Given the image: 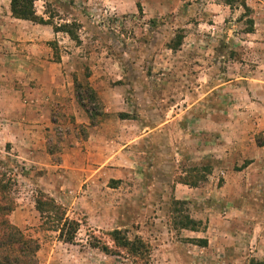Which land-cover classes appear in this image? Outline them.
<instances>
[{"label": "rangeland", "instance_id": "rangeland-1", "mask_svg": "<svg viewBox=\"0 0 264 264\" xmlns=\"http://www.w3.org/2000/svg\"><path fill=\"white\" fill-rule=\"evenodd\" d=\"M92 1L99 2L34 4L55 26L75 24L78 43L62 32L34 41L40 24L13 18L7 0L4 18L0 1V24L24 25L25 33L0 32V72L27 81L63 74L80 109L76 116L75 104L69 113L53 106L45 120V162L56 170L13 158L0 130V180L12 178L15 203L9 222L38 241V264H134L104 234L113 230L141 241L138 264H264V0H236L232 8L223 0H123L119 9ZM7 79L0 127L6 85L22 88ZM33 99L19 96L26 108ZM90 133L104 137L100 157L84 150L81 163L99 169L60 168L78 164L64 155L74 134ZM37 191L79 224L73 243L43 225ZM185 216L199 223L197 232L181 228Z\"/></svg>", "mask_w": 264, "mask_h": 264}, {"label": "crops", "instance_id": "crops-1", "mask_svg": "<svg viewBox=\"0 0 264 264\" xmlns=\"http://www.w3.org/2000/svg\"><path fill=\"white\" fill-rule=\"evenodd\" d=\"M1 3L4 5V9L2 10V14L6 15V0H0ZM85 4L87 1L90 2H99V1H92V0H82ZM104 2H111L112 8L119 9L120 5L118 2H123V0H102ZM125 0L124 2H126ZM8 4L10 2L7 0ZM117 12V11H116ZM9 13V11H8ZM19 20V19H17ZM21 21V20H19ZM24 21V20H22ZM24 25L21 24H14V25H4L0 24V32L4 35V38H6V27L8 29H11L12 31H18L21 35H25L24 32H21V27ZM33 31H37L40 35H36L33 40L41 42V41H51L55 39L56 36H58L59 32H54L52 28L48 26H40L35 25L32 28ZM3 41L0 40V43ZM37 63V61H34ZM13 75H9L6 73L4 75V72H0V81L6 80L8 81L7 77L11 76L13 78H18L19 82L21 83L22 88L18 86H11V88L6 85V96L4 99V105H6V115L4 114L3 117L6 120L5 123L0 127L1 133L5 136V142L6 144H9L11 146V156L13 158H16L20 161L24 162L25 166H30V168H36V166H42L40 170H43L45 168L47 171L56 170L58 168L56 165L53 166L50 162L51 156L49 155V151L46 146V142L48 141L46 136V130L45 128L50 126L47 121L48 118L51 117L53 108L55 110H58L62 113H69L70 110H68V103L74 106V114H79L80 109L79 106L76 103V98L72 95H69L67 91H65V86H68L69 83L67 80L63 78V74H59L58 72L54 73H44L41 74V77H33L34 79L30 78L29 81L21 75L22 73L19 72L17 74L13 73ZM30 80H36L31 85L34 86V88L30 87ZM27 86V87H25ZM3 87L0 86V94L5 95L3 92ZM56 89V91L54 90ZM63 89V90H62ZM28 92L29 95L34 96V102L33 106L35 109L26 108L22 105V103L19 100V96L24 93L25 91ZM70 98V101H69ZM54 106V107H53ZM53 107V108H52ZM4 112V111H3ZM54 112V111H53ZM48 116V118H47ZM82 123L87 124L86 121H82ZM100 127V126H99ZM147 134V133H146ZM146 134L140 136V138H143ZM148 135V134H147ZM74 142L72 143V148H69L65 156H70L72 160H75L74 166L70 167L69 165H60V168H69L74 169L78 171H97L99 167H95L93 165H82V156L83 151L85 150V153L88 156H94L98 155L100 157L99 153V146L97 148V145L101 143V139L103 140V136H96L93 133H90L87 135V138H81L78 137L77 134H74ZM96 142V143H94ZM97 144V145H96ZM93 145V147H92ZM85 148V149H84ZM96 150L95 153L93 150ZM92 151L94 154H92ZM82 154V155H79ZM92 154V155H91ZM74 155V157H72ZM119 153H114L110 156H107L108 159H115ZM77 156H80L77 159ZM70 162V161H69ZM102 164H100L101 166Z\"/></svg>", "mask_w": 264, "mask_h": 264}, {"label": "trees", "instance_id": "trees-1", "mask_svg": "<svg viewBox=\"0 0 264 264\" xmlns=\"http://www.w3.org/2000/svg\"><path fill=\"white\" fill-rule=\"evenodd\" d=\"M37 0H9L10 2V13L13 18L29 21L34 24L40 25H51L54 32H62L66 34L71 40L78 43V35L74 29L75 24L64 23L62 25L55 26L49 20H46L42 16L37 15L35 10V2ZM225 5L232 8L236 0H223ZM139 8V5H137ZM241 8L244 10V14L250 12V9L243 3ZM250 24V29L247 32H252L251 26L253 25L252 19L247 21ZM91 120V118H90ZM5 177V175H2ZM12 178L8 177L6 181L0 180V264H38L37 252L39 251V243L37 240L28 237L19 228L12 225L8 216L13 212L15 203L9 197V190L11 187ZM35 210L38 212L43 225L48 226L52 231L57 233V238L66 242L73 243L76 239L79 224L67 217L64 208L57 204L53 198L37 191L35 198ZM179 204L178 201L175 202ZM181 203V202H180ZM198 222L185 216L181 221V228L191 232H197ZM113 242H116L117 247L126 252L127 255L132 259L134 264H138L141 259L143 244L139 240H130L125 235V231L113 230L104 233ZM95 237L93 236L92 239ZM91 239V240H92ZM91 240L88 241L89 246L97 248L104 253H111L110 249L106 244L100 245L99 243H93ZM198 243H202L205 246L206 241L198 240ZM118 254L115 251L114 254Z\"/></svg>", "mask_w": 264, "mask_h": 264}]
</instances>
